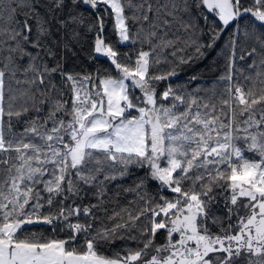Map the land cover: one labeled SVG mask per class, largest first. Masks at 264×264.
I'll list each match as a JSON object with an SVG mask.
<instances>
[{"label": "snow or ice", "instance_id": "1", "mask_svg": "<svg viewBox=\"0 0 264 264\" xmlns=\"http://www.w3.org/2000/svg\"><path fill=\"white\" fill-rule=\"evenodd\" d=\"M0 264H264V0H0Z\"/></svg>", "mask_w": 264, "mask_h": 264}, {"label": "trees", "instance_id": "2", "mask_svg": "<svg viewBox=\"0 0 264 264\" xmlns=\"http://www.w3.org/2000/svg\"><path fill=\"white\" fill-rule=\"evenodd\" d=\"M110 33H111V29L109 28V29H107L106 34L110 35ZM214 55H215V54H213V56H214ZM210 60H211V57H210ZM209 62H210V61H205L204 64L198 65L196 70L199 71V70L203 69L204 66H205V64H207V63H209ZM76 64H77V69H76V70H80V68H83L84 70H88V71L93 70L92 67H90L89 64L86 63V62H85L84 64H81L80 61H77ZM100 66H104V67H107V66H108V65H107V62L104 61L102 58H101V60L95 65V67H100ZM189 74H191V73H185V74H182L181 77L179 78V80H180V81H183V80L186 78V76L189 75ZM214 75H215V73H213V74H209V75H206V79L211 80V79L214 77ZM191 87H195V85H192ZM36 230H38V231H41V230H43V231H47V230L44 229V228H37ZM102 251H103V249H102Z\"/></svg>", "mask_w": 264, "mask_h": 264}]
</instances>
